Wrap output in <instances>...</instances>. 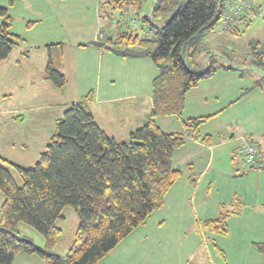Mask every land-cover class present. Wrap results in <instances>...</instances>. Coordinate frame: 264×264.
<instances>
[{"label":"trees","instance_id":"1","mask_svg":"<svg viewBox=\"0 0 264 264\" xmlns=\"http://www.w3.org/2000/svg\"><path fill=\"white\" fill-rule=\"evenodd\" d=\"M14 1L0 5V62L14 48L12 38H18L10 34L13 19L9 8ZM154 2L141 20L142 25L148 26L143 35L132 33L125 26L114 38L79 45L122 59L147 58L154 63L158 76L152 82V109L144 124L130 132L127 141H115L96 124L87 95L81 102L71 104L56 121L55 131L34 166L22 168L0 157V264H11L19 253L36 255L47 264H98L161 209L164 197L180 177L173 169L172 154L185 144V138L181 132H163L156 125V118L177 116L195 141L210 145V137L199 134L207 118L182 119L185 95L219 70L237 69L216 64L215 57L219 56L210 54L206 55L207 69L197 72L187 64L185 54L193 59L201 51L202 32L216 27L227 0ZM144 3L145 0H100V19L107 24L102 27L105 35L109 31L112 34L110 24L115 13L122 15L131 10L137 14ZM233 25L226 31L238 35ZM251 55V65L264 74L260 43L252 48ZM44 73L54 88L65 85L64 76L52 67L50 60ZM64 209L74 212L78 225L66 254L60 256L54 250L62 239L58 223L64 220ZM225 209L223 206L217 218L205 221L203 228L226 235L230 214ZM20 224L41 236L43 248L18 236ZM258 248L263 250L264 245Z\"/></svg>","mask_w":264,"mask_h":264},{"label":"crops","instance_id":"2","mask_svg":"<svg viewBox=\"0 0 264 264\" xmlns=\"http://www.w3.org/2000/svg\"><path fill=\"white\" fill-rule=\"evenodd\" d=\"M255 1L260 14L263 13L264 0ZM99 2L100 0H15L9 8V13L13 19L10 34L18 38H12L15 46L9 56L0 62V66L2 65L0 76L2 74L4 78V69L6 68L8 72L7 68L9 69L13 63L21 65V60L24 58L28 60L31 56V50L45 49L47 64L50 60L55 69L51 51L58 49L62 56V66L61 69L55 70L65 78V85L62 89H56L52 85L53 91L51 92L56 95L53 102L50 101L44 105L39 104L36 108L32 107V103L25 107L15 105L4 108L0 112L1 116H6L2 118L3 120L20 119L23 122L25 119L23 115L29 113L30 110L51 108L58 112L57 116L52 119L51 128L46 130V126L41 127V124H31L26 138H36L38 134L44 135V139L51 137V133L55 131V123L60 119L57 117H60L59 115H62L71 104L81 102L87 95L90 97L87 104L96 124L117 142L119 140L124 142L129 133L138 129L139 126L137 125L144 124V119H147L148 113L152 109V82L158 76V69L154 63L147 58L122 59L98 48L79 47V45L95 41L104 42L108 38H114L120 31L117 21L113 20L110 24L113 28L112 34L105 35L102 27L107 24L100 19ZM0 5L6 6L7 0H0ZM263 16L264 13L259 20L250 23L235 22L233 27L237 29V26L241 24L247 31L252 26L260 28L264 22ZM28 23L33 26L27 27ZM141 29L145 31L143 25ZM223 34L225 36L231 33L223 31ZM13 52L16 53L13 54ZM40 70L41 66L37 70L39 74ZM237 72L239 74L237 70L218 71L214 77L199 82L196 87L189 90L184 99L182 119L205 118V114L200 112L203 108L198 110L193 106H198L202 100L205 101L206 109L211 108L210 111H206L210 113L207 114L208 118L216 114V112L211 111H218V115L212 119L218 118L232 105L246 100L245 98L249 96V93L247 97H241L243 92L237 80L242 81V76H238ZM8 73L6 80L1 79L0 91L3 94L0 97L3 100H9L14 95L12 91L15 81ZM34 73L35 71L27 73V77H22L18 83L25 80L27 84H33L35 81ZM39 74H37L38 78L44 82H49L45 76L41 77ZM232 74L238 76L235 84V79H233L235 77ZM68 78L70 82L67 81ZM219 81H222L224 87ZM68 85H70L69 89ZM234 86L236 87L235 91ZM17 88L22 89L21 84H18ZM200 92L202 93L199 94ZM207 99H212L215 103H211L212 101ZM22 100L28 101L26 93L22 96ZM22 105L24 104L22 103ZM217 105L220 106L217 108ZM124 109L126 112L135 111L137 114L129 119L126 118V123H131V125L126 131L120 132L116 128L118 119L115 113L116 110L123 113ZM113 116L116 118L114 119ZM155 123L163 132L168 134L174 131L181 132L185 138V144L172 154V166L174 170L180 173V178L164 197L162 208L153 212L142 226L126 236L98 264H216V253L227 260L226 253L219 250L214 244L218 235L208 232L202 226L205 221L215 218H197L196 202H194L195 206L190 205V199H195L192 187L195 189L197 181L204 174L208 165L212 166L215 146H221L225 141L218 140L220 142L218 145L212 144L210 146L195 141L177 116L158 117L155 119ZM204 133L206 135L214 134V132L208 131ZM29 143L31 142H26L23 146L26 148ZM46 144H42L44 148ZM2 201L3 197L0 196V205ZM223 206L226 204H222ZM67 214L68 210L64 209L62 223ZM18 236L30 240L39 248L43 247L42 239L34 240L35 238H32L33 235L31 234L30 236H20L18 233ZM39 240L41 243L38 242ZM243 244L242 239L235 245L236 259L240 262L248 260ZM213 247L216 248V250L214 249L215 253ZM55 253L60 256L65 255ZM226 262L220 263L227 264ZM11 264L47 263L36 255L19 253L14 257Z\"/></svg>","mask_w":264,"mask_h":264},{"label":"rangeland","instance_id":"3","mask_svg":"<svg viewBox=\"0 0 264 264\" xmlns=\"http://www.w3.org/2000/svg\"><path fill=\"white\" fill-rule=\"evenodd\" d=\"M154 1L155 0H145V3L142 5L141 9L138 10L137 14H135V11L133 12L131 10H126L122 15L119 12L115 13L113 20L120 23L119 30L121 31L126 26L130 29V32L143 35V33L148 30V26L143 25L145 31H142L141 20L148 14ZM263 13L261 12L260 14L259 12V16L251 22L259 20ZM237 29L239 32L238 35L227 34L225 36L223 31L218 32L216 28L205 29L200 38L201 51L196 54L193 59L188 58L185 54L187 64L197 72L207 69L206 55H218L219 57H215L216 64H222L224 66L232 65L238 69V76H242V81L237 80L243 92L241 97L245 98L249 95L245 98L246 100L232 105L216 119L212 118L218 115V111H211L216 112V114L208 118L207 114L210 113L206 111H210L211 108H205V101H201L203 105L200 103L198 106L193 105L198 110L203 108L200 112L205 114L204 116L207 118V120L201 124V128H199L200 136L202 138L206 136V133H204L205 131L214 132V134L211 135L207 134L211 140L210 145H218L220 143L218 140H224L226 144L223 143L221 146H215L212 166L208 165L204 174L197 181L195 189L191 186L195 194V199H190V205L193 204V206H195L194 202H196L195 208L198 209L196 212L197 218L203 219L208 217L216 218L222 204H226L225 210L230 214H228L229 221L227 220L226 222L228 233L226 235L217 234L218 238L214 244L219 250L226 253L227 260H224L222 255L216 253V264H221L220 262L223 263L225 261H227V264H264V249L259 250L258 248L259 245H264V74L263 72L251 70L252 67H255L251 65L253 57L251 55L252 48L256 46V43H260V48L264 51V22L260 28L252 26L251 29L247 31L244 26L239 24ZM107 34L110 35L111 33ZM30 52L31 56L28 60L22 58L21 65L13 63L9 69L7 68L9 73L5 68L4 78L1 74L0 88L1 79L3 78V80H6L7 73L12 76L15 81V86L12 91L14 95L11 99L3 100L0 97V112L4 108H10L15 105L25 107L28 106L29 103H32V107L36 108L39 104L44 105L45 103L48 104V102H53L55 100L56 95L51 92L53 91L51 82H44L37 77V74H39V71H37L39 66H41L39 76H45L44 68L47 64L46 50H31ZM15 53L16 52H13V54ZM51 54L55 69H61L62 56L58 49L51 51ZM1 67L2 65L0 69ZM32 71H35V81L33 84H27L25 80L22 83H18V80H21L22 77L26 78V74ZM237 74H232V76L235 77L233 78L235 79L234 84L236 77H238ZM67 81L70 82L69 78ZM219 82L224 87L222 81ZM256 82L259 83V86L255 87L254 85ZM18 84H21L22 89L17 88ZM67 87L69 89L70 85ZM220 88L221 85L219 86V92ZM233 88L235 91L236 87L234 86ZM25 93L26 99L28 100L27 102L22 100V96ZM201 93L202 92L199 94ZM1 94L3 93L0 91V95ZM207 100L212 101L211 103H215L212 99ZM22 103L24 105H22ZM219 106L220 105H217L216 107L218 108ZM116 111L115 114L118 119V126L116 128H118L120 132H124L128 129V126L131 125V123H126V118L129 119L130 117H134L137 113L135 111L126 112V109H124L123 113H120L118 110ZM57 113L55 109L51 108L30 110L29 113L23 115L25 118L24 122L20 119L10 121L3 120L2 118L6 116H1L0 113V157L22 168L34 166L39 155L45 149L42 144H46L50 137L44 139V135L38 134L36 138L29 139L26 138L27 131L31 124L34 123L41 124V127L46 126V130H48V128H51L52 119L57 116ZM62 115H59L60 117L57 118H61ZM116 117L113 116L114 119ZM36 119L39 120L32 122ZM144 121L146 120L144 119ZM142 125L143 123L137 126L140 128ZM53 133H51V135H53ZM127 139L128 138H126L124 142L127 141ZM26 142L31 143L25 148L23 145H25ZM118 142L122 141L119 140ZM247 143L259 148V165L255 167L256 170H253L254 168L245 164L243 156L239 153V149ZM11 174L18 185H20L21 182L13 170H11ZM66 210H68V214L65 215V221L63 223H58V227L62 230V239L54 250L61 254H66L78 225V218L74 212L70 209ZM204 211H206V213H204ZM232 213L238 215L236 216L235 214V216H232ZM17 233H19L20 236H30L31 234L33 235L32 238H35L34 240L42 239L37 232L23 224L18 225ZM242 239L244 241L243 247L245 256L246 259H248L244 262H240L236 259L237 256L235 251V245ZM38 242H40V240ZM43 244L44 242L42 240V245ZM214 249L216 250L215 247H213V250ZM215 250L213 251L214 253Z\"/></svg>","mask_w":264,"mask_h":264},{"label":"built area","instance_id":"4","mask_svg":"<svg viewBox=\"0 0 264 264\" xmlns=\"http://www.w3.org/2000/svg\"><path fill=\"white\" fill-rule=\"evenodd\" d=\"M258 16L259 10L255 0H227L224 13L215 28L218 32L226 31L236 21L251 22ZM239 153L249 167L255 168L259 165L256 146L247 143L239 149Z\"/></svg>","mask_w":264,"mask_h":264},{"label":"water","instance_id":"5","mask_svg":"<svg viewBox=\"0 0 264 264\" xmlns=\"http://www.w3.org/2000/svg\"><path fill=\"white\" fill-rule=\"evenodd\" d=\"M155 4V2L153 3V5ZM238 70V69H237ZM251 70H255V71H259V72H261V70L259 69V68H257V67H252L251 68Z\"/></svg>","mask_w":264,"mask_h":264}]
</instances>
